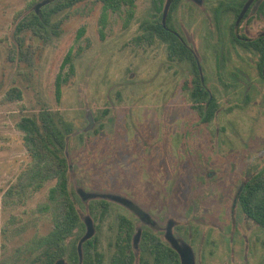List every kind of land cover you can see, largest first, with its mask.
Returning <instances> with one entry per match:
<instances>
[{"label":"rangeland","instance_id":"rangeland-1","mask_svg":"<svg viewBox=\"0 0 264 264\" xmlns=\"http://www.w3.org/2000/svg\"><path fill=\"white\" fill-rule=\"evenodd\" d=\"M29 1L0 0V264H38L35 240L51 228L50 215L36 206L45 200L53 181L24 204L3 203L4 191L28 160L16 122L22 115L38 112L43 104L73 123L65 150L69 189L81 218L89 215L97 224L98 264H109L120 214L133 220L134 233L141 226L164 242L159 229L173 224L171 232L177 230L180 239L191 245L195 264H264V228L238 207L234 250L228 241L230 226L225 228L229 220L220 222L213 204L205 202L203 211L199 204L191 208V202L198 201L195 187L199 192L205 185L207 168L216 174L215 169L230 170L233 163L234 176L224 177L236 184L247 163H253L255 171L264 164L257 161L258 148L264 153V144L258 142L264 134L259 114L264 110L263 86L259 91L264 77H258L256 66L248 65L251 54L232 47L229 35L218 29L208 4L203 11L185 0L172 17L177 34L194 50L204 84L219 106L214 117L204 122L191 108L190 90L183 86L192 76L189 63L169 59L166 45L159 40L137 42L140 23L151 19L150 0H136L127 27L123 13L107 11L101 23L100 2L77 3L57 15L63 17L58 36L43 43L26 32L23 49L10 60L14 16ZM190 6L193 12L188 13ZM258 24L264 25V15ZM82 26L85 32L78 37ZM69 49L75 72L63 84L57 101L54 81ZM245 74L250 78L244 95ZM11 88L20 90L21 98L7 99ZM247 150L250 160L236 162ZM78 189L123 196L145 211L150 221H140L129 208L113 201L103 217L94 219L90 200L81 199ZM184 222L187 229L175 227ZM132 247L138 257V247ZM58 264L72 263L65 256Z\"/></svg>","mask_w":264,"mask_h":264},{"label":"trees","instance_id":"trees-1","mask_svg":"<svg viewBox=\"0 0 264 264\" xmlns=\"http://www.w3.org/2000/svg\"><path fill=\"white\" fill-rule=\"evenodd\" d=\"M39 1L41 0H30L25 11L19 10L14 16L15 45L8 52L10 60H14L16 52L23 49L26 32L39 38L43 43L50 41L53 36L60 34L59 27L63 17L57 18V15L77 3L89 0H49L36 10L35 5ZM91 1L102 4L101 23L104 22L107 11L123 13L124 27H127L134 17L136 0ZM164 4L165 0H150L151 19L146 18L140 23L142 32L137 36V42L145 41L152 44L159 40L166 45L169 59L189 63L192 76L184 80L183 86L190 90L191 108L198 111L204 122H208L214 117L219 107L218 103L204 84L194 50L175 32L172 17L178 0H172L165 22L162 20ZM84 32V27H80L77 36H82ZM231 41L242 46L246 44L236 39L234 35ZM248 45L254 46L255 42ZM79 51L80 49L77 53ZM262 60H264V54ZM65 68L67 70L64 73ZM262 69L263 65L260 64L259 71L261 72ZM74 72L73 52L69 49L62 59L60 70L54 81L57 101L61 98L63 84ZM6 98L19 99L21 92L17 88H11ZM16 126L22 131L21 137L28 160L15 180L4 191L3 203L5 205L24 204L47 182L53 181L47 190L45 200L36 206V210L48 213L51 219L50 230L35 240V248L39 250L36 259L38 264H56L61 258L67 256L72 264H79L77 245L85 232V224L71 197L69 163L65 154L67 137L74 131L73 123L65 120L58 111H52L48 105L43 104L38 112L22 115L16 122ZM89 200V211L94 219L103 217L108 212L111 201L101 198ZM237 206L243 214L264 228V166L246 179L238 195ZM118 220L114 252L109 259V264H134L136 259L137 264H181L178 252L150 229L142 231L137 245L139 249L137 257L132 247L135 229L133 220L124 214H120ZM95 227L97 228V224ZM98 243L96 234L83 242L81 264H98L101 258Z\"/></svg>","mask_w":264,"mask_h":264},{"label":"flooded vegetation","instance_id":"flooded-vegetation-1","mask_svg":"<svg viewBox=\"0 0 264 264\" xmlns=\"http://www.w3.org/2000/svg\"><path fill=\"white\" fill-rule=\"evenodd\" d=\"M167 1H170V4L172 2V0H165V3ZM184 1L185 0H178V4H177L175 10H177V8H180V6L183 5ZM189 1H191L193 3L194 8L197 7L199 10H203V11L206 9V6L208 4V9L210 10L209 12H210L211 18L214 19L215 25L217 24L218 29L229 35V37H230L229 39H230V43H232V47L239 46L240 48H242L243 50H245L251 54L250 56H252V57L248 58V62H249L248 65L249 66L250 65L256 66L258 77L260 79H261V76L264 77V60H262L263 54H264V25H259V24L257 25L258 21H261V20L263 21L264 0H189ZM170 4H169V6H170ZM164 6H165V4H164ZM191 12H193V10L191 9V6H190L188 13H191ZM229 17H231V20L229 22H226L225 21L226 18H229ZM175 32L178 33L176 29H175ZM233 35L236 39L242 40L246 44L244 46H242L236 42L231 41L233 39ZM184 40H186V39H184ZM252 42H255L254 46L248 45L249 43H252ZM260 64L263 65V69L261 70V72L259 71V65ZM244 76H245L246 80L243 83L244 84V91H243L244 93L243 94L245 95L248 92V87H247L246 82L248 80V77L250 78V76H249V74H245ZM260 84L261 85H259V91H260V88L262 86L264 88V81L261 82ZM263 93H264V89H263ZM195 111H197V110H195ZM259 114H260V116L262 115V118H263L262 120L264 123V110L259 111ZM258 140H259L258 141L259 144L263 145L264 144V134H260L258 137ZM244 142H245V139H244ZM246 146L247 147L249 146V144L247 145V142H246ZM233 156H234V154H233ZM250 156H251L250 150L249 151L247 150L246 152L243 153V155L241 157L242 159L241 158L235 159V161L238 163L244 162V161L246 162V161L250 160ZM263 160H264V153L261 151V148H258L257 161L259 164H261ZM253 166H254L253 163H247L244 174L242 176L239 174V176H238L239 182L236 184L232 180H230V181L225 180L227 178L224 177V175H227L228 173L231 176H234L233 173H234L235 165H233V163H231V169L230 170L228 169V170L222 171V169H220L217 171L215 169L216 174H214V170L212 168H207L203 172V176H204V180H205V182L203 184H205V185H201V187L199 188L200 189L199 192L197 190L198 189L197 187H199V186H196L194 189L195 194H197L196 197H197L198 201L197 202H191V208L192 209L195 208V207H193L192 204H196V205L199 204V205H201V207H200V209H202L201 211H203V207L205 205V202H210L211 204H213L214 205L213 213L216 215V218L220 222H222L224 220H229L225 224V228L228 229V226H230V231L228 233V235H229L228 241L230 242L231 245L234 242L233 241V235L236 232L235 227H234V214L238 210L237 209V207H238L237 206L238 195H239L240 190H241L244 182L246 181V179L249 178V176L253 175L256 172L255 169L253 168ZM263 166H264V164L262 165V167ZM213 178H214V182L212 181ZM223 181H224L225 185H224ZM210 183H213L212 186L210 185ZM190 194H191V192H190ZM217 206H219L220 208H217ZM139 210H141V209H139ZM141 211H142L141 215H139L137 211H133V212L137 216V219H139L140 221L147 220L149 222L150 218L146 215L145 211H143V210H141ZM201 217H203V216H201ZM185 222H186V220H185ZM185 222L182 226L179 224H175V227L179 228L181 230L183 228L185 229V227L187 225V223L185 224ZM224 223H225V221H224ZM154 226H152V227H154ZM157 226H159V225H157ZM171 226H173V224H171L170 226L166 225V228L162 227L159 229L162 231V234L165 235L167 245H169L170 243H168L169 240L166 236L168 232L166 231V229H169V233H171L172 237L178 238L181 241L183 240L182 242H183V244H185L186 240L183 239L182 237L180 239V237L178 236V234H180V233L177 230L171 232V230H170V228H172ZM209 226H211V225H209ZM149 227L151 228V226H149ZM213 227H215V226H213ZM216 228H217V226H216ZM186 229H187V227H186ZM182 233L184 235L187 234L188 238L191 237V233H189L188 230H186V231L184 230ZM210 242H212V241H210ZM239 242H242V240ZM190 247H191V245H190ZM231 249L234 250V245H232ZM180 263H181V261H180Z\"/></svg>","mask_w":264,"mask_h":264},{"label":"water","instance_id":"water-1","mask_svg":"<svg viewBox=\"0 0 264 264\" xmlns=\"http://www.w3.org/2000/svg\"><path fill=\"white\" fill-rule=\"evenodd\" d=\"M49 0H41L39 1L36 5H35V9L38 10L39 6L48 2ZM169 4L170 1H167L165 3L164 6V10H163V22H165V18H166V14L169 8ZM200 69V66H199ZM78 194L80 195L81 199L83 200H87V199H93V198H101V199H107L113 202H117L122 204L123 206L129 208L131 211H137L139 215H141L142 211L139 210L137 208V206L129 199L120 196V195H116V194H112V193H90V192H86L82 189H78L77 190ZM147 215V213H146ZM148 216V215H147ZM149 217V216H148ZM150 218V217H149ZM84 224H85V232L83 234V236L80 238V240L78 241V245H77V250L79 253V264H81L82 261V244L84 241H86L88 238H90L92 235H94L95 233V224L93 222V219L89 216L86 215L83 218ZM148 221L145 220V223H147ZM141 231H142V227L141 226H136V230L135 233L133 235V246L137 247L140 236H141ZM167 238L170 242V246L175 249L179 256H180V261L181 264H195V260H194V255H193V251L192 249L188 246V245H183V240H179L178 238H174L172 237L171 233H167ZM58 264V262L56 263Z\"/></svg>","mask_w":264,"mask_h":264}]
</instances>
